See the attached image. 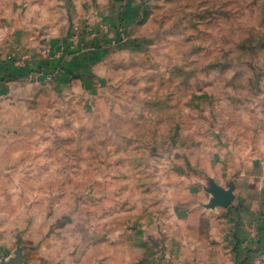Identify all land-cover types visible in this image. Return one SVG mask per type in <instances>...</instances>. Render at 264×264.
I'll use <instances>...</instances> for the list:
<instances>
[{"label": "crops", "instance_id": "crops-1", "mask_svg": "<svg viewBox=\"0 0 264 264\" xmlns=\"http://www.w3.org/2000/svg\"><path fill=\"white\" fill-rule=\"evenodd\" d=\"M184 5L0 0V264H264V111L213 167L181 169L180 123L171 157L141 137L197 51Z\"/></svg>", "mask_w": 264, "mask_h": 264}, {"label": "rangeland", "instance_id": "rangeland-1", "mask_svg": "<svg viewBox=\"0 0 264 264\" xmlns=\"http://www.w3.org/2000/svg\"><path fill=\"white\" fill-rule=\"evenodd\" d=\"M259 1L264 0H196V4L183 0L181 29L188 32L191 26L197 51L187 56L185 67L155 74L156 89L164 88L158 111L165 112L166 118L150 119L147 125L165 133L143 135V139L163 145L171 157L172 138L177 139L171 130L180 123V137L195 142V146H181V162L207 160L213 167L225 155L222 146L228 129L235 133L244 121L260 118L247 114L264 111V5L259 7ZM243 40L248 48L256 46L254 53L236 52V44ZM221 44L228 55H221ZM225 58L227 66H222ZM210 61L213 66H206ZM171 114L179 115L178 120ZM183 165L182 170H190Z\"/></svg>", "mask_w": 264, "mask_h": 264}, {"label": "built area", "instance_id": "built-area-1", "mask_svg": "<svg viewBox=\"0 0 264 264\" xmlns=\"http://www.w3.org/2000/svg\"><path fill=\"white\" fill-rule=\"evenodd\" d=\"M3 85L6 87V84H4L3 80L0 79V100L4 99L11 93V89L9 87L3 88Z\"/></svg>", "mask_w": 264, "mask_h": 264}]
</instances>
